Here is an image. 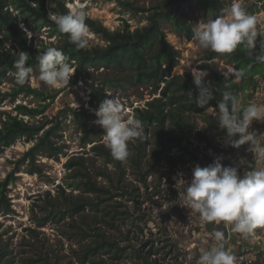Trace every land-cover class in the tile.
I'll return each mask as SVG.
<instances>
[{"label": "trees", "instance_id": "1", "mask_svg": "<svg viewBox=\"0 0 264 264\" xmlns=\"http://www.w3.org/2000/svg\"><path fill=\"white\" fill-rule=\"evenodd\" d=\"M121 4L128 10L134 11L135 15L142 13L146 16L148 23L142 27L132 29L128 20L122 27L112 30L102 21L87 16L85 23L96 34L100 35L106 45H93L85 49H77L69 41L68 34L61 33L55 22L50 18V13L57 15L66 14L71 9L68 7V0H0V87L9 80L13 81L14 87L5 93L0 91V106L5 100L13 104L22 94L32 96L38 100L36 106L17 103L11 111H4L0 116V152L15 144L18 140L34 142L31 148L18 161L21 163L29 161V172L36 173L40 169L36 163L38 155L57 158L65 153V143H59L60 133L64 128L63 122L68 113H73L78 122L82 135V143L86 146L92 145L93 156L86 157L74 155L69 158L66 168L73 180L70 186L73 189H80L81 193L76 195L73 192L66 193L63 190L61 205L54 203L51 209V216L40 220L41 225L52 218L63 221L67 217H74L79 214L86 217L91 214L92 220L84 219L88 229H81L84 238L90 237L88 243L82 250L77 252L80 264H97L100 262L96 257L113 253L112 257L120 262L129 256L128 249L133 248L132 255L145 263L152 264L151 254L153 249L144 253L140 249L145 244L135 245L131 242V234H142L144 232L143 222L149 215L148 209L143 208L142 197L144 188L147 195L154 203L159 204L154 198L157 191L150 195L148 191L150 184L148 178L155 171L156 166L166 156L169 160L173 157L168 155L174 148L191 153L187 139H196L207 142V145L217 151H227L224 144L215 145L206 132H203L194 118L197 115L204 117V120L212 128L219 129L225 135V130L218 126V113H211L210 109L218 112L217 103L222 99L224 91H229L238 99V109L246 107L248 100L252 97L251 90H256L260 85V78L264 79V62L255 59L256 55H262L260 41L263 36L257 38V48L253 55L243 46H238L232 53H217L210 51L209 59H227L233 63L237 70L243 69L244 76L236 79L229 75L223 76L224 71L215 67L214 63L204 62L200 69L207 71L206 78L211 82V89L215 99L208 105L201 108L193 103L190 93L195 97L198 93L193 83L192 72L174 74V69L179 63L180 50L175 48L167 39L163 24L171 22L174 29L188 38L194 36V26L186 18V5L191 0H159L150 7L136 6L132 1L120 0ZM17 11V12H16ZM18 17H22L27 27L36 30L38 27L48 26L49 36L61 39L57 45L54 42L42 41L36 45L34 40L29 38L27 31L19 25ZM10 42L17 46L13 47ZM47 47H56L63 51L69 58V62L79 64L87 70L89 67L105 70L111 68L125 73L128 82L136 85H150L154 94L159 96L147 101L146 106L136 107L134 118H138L143 124V139H134L129 142L130 156L125 161L115 160L105 142H96L92 136H99L103 129L90 128L82 121L81 111L66 107L55 117L50 118L46 111L55 99L56 95L47 92L45 89L33 87L30 83L19 86L16 83L14 62L18 59L17 53L27 52L30 56L26 66L33 70L39 68L38 56ZM120 74V75H121ZM112 76V86L120 87L119 80L123 77ZM94 89H97L94 87ZM97 98L96 93L92 95L91 103ZM47 100H50L47 102ZM83 114V113H82ZM238 150L239 148H234ZM150 157L151 163L146 164ZM103 160L104 165H99L98 160ZM130 161L136 172L133 180L127 177L128 167L124 164ZM112 164L110 169L109 165ZM174 164V163H173ZM177 164V163H175ZM106 178L108 183L100 182L99 178ZM13 180V172L9 173L5 180L0 181V214L12 211L11 201L7 195L8 185ZM156 193V194H157ZM48 194H51L48 192ZM58 199H52L57 201ZM129 202H132L131 206ZM88 210L90 211L87 214ZM126 227L127 234L123 240L114 238L109 231L111 228L122 230ZM131 226V227H130ZM108 227V229H107ZM34 231V230H33ZM36 231V230H35ZM138 238L140 235L137 236ZM129 240L130 243H121ZM155 247V241L151 248ZM46 264H59L58 261H51L48 255H42ZM105 258L103 259V261ZM11 262V250L6 244L0 243V264Z\"/></svg>", "mask_w": 264, "mask_h": 264}, {"label": "rangeland", "instance_id": "2", "mask_svg": "<svg viewBox=\"0 0 264 264\" xmlns=\"http://www.w3.org/2000/svg\"><path fill=\"white\" fill-rule=\"evenodd\" d=\"M125 1H132L136 6L146 5L150 7L159 0ZM237 2L247 10L248 14L256 17L257 30L264 37V0L263 4L256 3L255 0H191L186 5V18L193 24L195 31L199 25L208 23L219 15H224L225 11ZM67 5L71 10L82 7L87 16L102 21L112 30L122 27L126 20L131 23L133 30L148 23L145 15H142V13L135 15L134 11L128 10L121 4L120 0H68ZM21 18L18 17L19 25L23 23L29 38L34 40L36 45H39L42 41L46 43L54 42L56 45L61 43L60 37L49 36L48 26L38 27L34 30L33 27H27ZM163 27L168 41L180 50L179 63L173 72L175 75L194 72L195 69H200L204 62H211L220 71L229 73L238 80L240 79L236 76L238 70L233 63L227 59H209L211 50L201 49L194 36L190 39L186 35L177 32L171 22H166ZM89 33V46L106 45V41L90 28ZM10 45L17 46L14 42H10ZM18 51L20 52L19 49ZM73 66L77 68L76 72L72 76L69 86L64 88L54 89L40 81L39 68L33 70L31 78L26 82L33 87L45 89L47 92L56 95L46 111L50 118L55 117L66 107H73L81 111L82 121L87 123L90 128L99 129L101 127L94 123L97 117L93 110L98 108L104 99H111L113 96L119 98L124 107L125 119H127L128 117L134 118L136 107H144L147 101L159 96V94L152 92L150 85L129 83L128 78L125 77L126 74H121V71L117 69L105 70L104 67L100 69L89 67L85 70L79 64ZM14 75L15 73L11 76ZM119 75L123 77L119 80L121 86L113 87L111 77ZM204 75L206 78L209 76L207 71H204ZM14 86L13 81L9 80L0 87V91L5 93ZM94 87L97 89H94ZM251 92L253 95L248 100V104L256 103L264 107V79L260 78V85ZM94 93H96L97 98L92 104L91 99ZM17 103L36 106L39 102L32 96L22 94L15 104ZM15 104L9 100L1 103L0 116L4 111H11ZM210 111L211 113H218L214 109H210ZM66 116L63 122L64 128L59 131L63 133V137L59 138V143L66 144L65 153L57 158L38 155L36 163L40 169L39 172H29V168H31L29 161L21 163V168L17 170L18 161L34 142H28L24 139L18 140L15 144L0 152V181L5 180L7 175L13 172V180L8 185L7 191L12 211L4 215L0 214V243L8 245L11 250V262L9 264H46L44 259L41 258L42 255H48L51 261H58L59 264H80L77 252L82 250L90 238H84L81 229H88L84 219L92 220L91 214L86 217L77 214L74 219L67 217L63 221L52 218L43 225L40 223L42 219L49 216L53 217L51 216V209H53L54 203L61 205L60 195L63 190L66 193L73 192L76 195L81 193L80 189L74 190L73 186L69 184L73 181L70 178V172L66 168L69 158L74 155L91 157L94 154L92 151L94 143H88L86 146L82 143L83 133L80 131L74 114L68 113ZM194 120L198 127L207 133L213 144H224L225 134L222 131L208 125L201 115H197ZM250 129L255 131L257 135L264 134V120H254ZM92 137L96 142H105L104 132L99 136L93 135ZM185 143H188L192 154L187 153L181 157L184 152L174 148L168 153L173 159L169 160L164 156L156 166L153 174L149 176L148 183L150 187L148 191L152 195L157 189L158 193H155L154 198L158 200L159 204L154 203L147 195V191L144 188L142 189L143 193H146L142 197V205L144 209H148L149 215L146 217L147 222L142 224L145 228L144 232L135 234V237L132 233L131 242L139 245L150 241L145 247L142 246L140 250L147 253L150 249H153L163 253V251L174 249L176 253L181 254L184 260L180 264H185V262L186 264H197L202 251L209 249L216 243L212 234L215 231L225 233L227 227L223 222L203 221L200 214L188 205L186 187L191 182L193 168L196 165L205 167L216 158H220L225 166L239 165L242 174L243 171L264 168V160L248 151L247 144L241 145L238 150L224 144L227 151H217L208 146L207 142H202L195 137L188 138ZM150 163L151 159L148 157L146 164ZM98 164L104 165L103 160L99 159ZM124 164L128 167L127 177L133 180L136 172L132 163L127 160ZM109 167L113 169L112 164ZM180 173L183 174L182 177L179 175ZM181 178L185 183L180 180ZM99 181L108 183L107 179L103 177H100ZM48 192L51 194H48ZM52 199L58 200L52 201ZM129 204L133 205L132 202H129ZM89 213L88 210L87 214ZM126 229L124 226L122 230L111 228L108 231L114 238L123 240L127 235L125 233ZM255 232L257 235H262L264 241V228H257ZM234 233L235 241L243 237L239 233ZM138 235H140L139 238ZM154 241L155 247L151 248ZM121 243L126 244L130 241L126 240V242ZM244 248L247 249L246 253H248L246 256L247 264H264V244L263 246L254 244L252 237L243 238L241 245L236 244L226 250L236 256L238 253L244 252ZM133 250V248H129V256L120 262L112 257V252L98 256L96 260L100 262L97 264H144L142 260L132 255ZM167 262V260L163 261V263Z\"/></svg>", "mask_w": 264, "mask_h": 264}, {"label": "clouds", "instance_id": "3", "mask_svg": "<svg viewBox=\"0 0 264 264\" xmlns=\"http://www.w3.org/2000/svg\"><path fill=\"white\" fill-rule=\"evenodd\" d=\"M49 16L61 33L68 34L69 41L77 49L88 47L90 33L85 23L86 12L82 7L66 14L50 13ZM20 27L27 31L23 23ZM258 36L260 34L256 17L248 14L238 2L226 10L224 15L199 25L194 31V39L201 49H210L217 53H232L238 46L243 45L249 55H253L256 52ZM260 51L264 52V39L260 41ZM17 55L18 59L14 62L15 80L19 86H23L31 78L33 68L26 66L30 58L27 52L20 51ZM255 59L264 62V54L256 55ZM38 63L39 80L54 89L69 86L77 69L63 51L56 47H47L39 54ZM222 74L225 78L229 76V73ZM192 76L198 93L193 97L189 92L190 97L193 103L203 108L215 99L211 82L206 79L204 70L201 69H195ZM236 76L243 77L244 70H238ZM217 109L218 126L226 132L225 146L239 148L247 144L248 151L264 160V134L257 135L250 129L254 120H264V107L249 103L240 110L237 97L224 91L222 99L217 103ZM93 111L97 117L94 123L103 129L106 146L112 157L125 161L130 156L129 142L144 137L142 121L133 117L125 119L123 104L114 96L104 99ZM179 175L182 177L183 174ZM186 199L191 209L198 212L203 221L223 222L226 227L231 226L233 232L244 238L255 236L257 228H264V168L243 171L241 174L239 165L225 166L220 158L205 167L196 165L192 170L191 182L186 187ZM212 236L216 243L202 251L197 264H235L236 257L225 248V233L215 231Z\"/></svg>", "mask_w": 264, "mask_h": 264}, {"label": "built area", "instance_id": "4", "mask_svg": "<svg viewBox=\"0 0 264 264\" xmlns=\"http://www.w3.org/2000/svg\"><path fill=\"white\" fill-rule=\"evenodd\" d=\"M256 3L263 4V0H255ZM235 233L232 231L231 226H227L226 232H225V248L230 249L233 245L242 244V239L244 237H241L237 241H235ZM254 240V244L261 245L263 246L264 241H263V236L262 235H255L252 236ZM247 249L244 248V252L238 253L236 257V262L235 264H247ZM163 254V255H162ZM187 259V258H186ZM168 261L167 263H163V261ZM183 258L181 257L180 253H176L174 249H170L168 251H163L161 253L158 250H153V253L151 254V262L152 264H180V262H183ZM144 264H148L145 263ZM186 264V262H185Z\"/></svg>", "mask_w": 264, "mask_h": 264}]
</instances>
